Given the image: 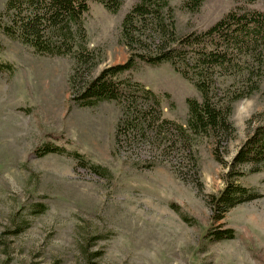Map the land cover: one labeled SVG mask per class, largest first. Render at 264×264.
<instances>
[{"label": "rangeland", "instance_id": "1", "mask_svg": "<svg viewBox=\"0 0 264 264\" xmlns=\"http://www.w3.org/2000/svg\"><path fill=\"white\" fill-rule=\"evenodd\" d=\"M8 1L0 0L2 25L12 24L5 16ZM136 1L125 0L116 13L91 5L81 22L82 42L94 55L86 64L77 61L79 47L69 57H45L0 30V61L16 69L0 72V264H264V169L251 173L241 167L245 175L234 181L257 199L231 209L218 223L208 203L225 189L231 161L264 122V77L257 92L233 105L236 131L221 148L226 165L215 160L213 139L196 140L201 190L179 180L167 163L143 165L154 158L145 146L116 149L118 102L90 108L73 101L76 82L80 87L128 61L121 27ZM184 1H170L181 34L205 30L230 10L264 11V0H206L193 14ZM133 77L164 95V116L183 124L188 99L200 98L170 63L140 64ZM46 143L77 151L86 161L35 155ZM92 166L105 169V177ZM230 228L236 231L233 240L205 238Z\"/></svg>", "mask_w": 264, "mask_h": 264}, {"label": "trees", "instance_id": "2", "mask_svg": "<svg viewBox=\"0 0 264 264\" xmlns=\"http://www.w3.org/2000/svg\"><path fill=\"white\" fill-rule=\"evenodd\" d=\"M171 0H137L125 15L121 37L130 51L124 64L105 68L96 77L76 88L73 101L81 107H95L106 101L121 106V116L115 131L118 151L142 145L154 158L146 167L169 164L178 179L202 189L200 167L195 142L211 138L216 143L215 160L226 165L221 148L235 134L231 122L233 105L259 90L264 77V11L230 10L205 30L178 33ZM255 3L258 0H245ZM125 0H9L5 16L11 25L0 24V30L11 39L30 46L35 53L51 58L75 55L82 64L93 59L84 46L81 22L91 5L98 3L116 13ZM206 0H185L184 6L197 13ZM0 50L4 46L0 42ZM170 63L174 70L192 82L200 94L188 99L185 123L164 116L165 96L136 81L133 72L140 64L153 67ZM15 66L0 61V72H15ZM75 80V79H74ZM75 84V81L73 82ZM49 153L69 155L85 162L77 151L46 143L35 149L38 157ZM164 158L163 161H157ZM140 164V163H139ZM249 166L251 173L264 169V122L257 125L237 151L225 175L226 187L219 196H210L212 221L218 223L231 209L257 199L246 187L234 181L245 175L241 167ZM190 168L193 179L186 175ZM91 169L104 176L100 166ZM105 177V176H104ZM39 213L44 212L45 206ZM206 239L213 242L233 240L236 231H209Z\"/></svg>", "mask_w": 264, "mask_h": 264}]
</instances>
